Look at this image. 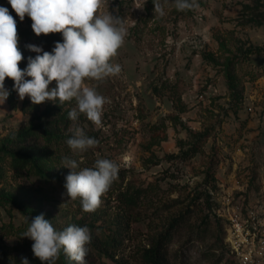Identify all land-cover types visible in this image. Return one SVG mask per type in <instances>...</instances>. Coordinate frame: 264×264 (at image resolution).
<instances>
[{
  "label": "rangeland",
  "instance_id": "1",
  "mask_svg": "<svg viewBox=\"0 0 264 264\" xmlns=\"http://www.w3.org/2000/svg\"><path fill=\"white\" fill-rule=\"evenodd\" d=\"M154 2L163 16L154 13ZM197 3L194 10L178 11L175 0H106L104 11L124 19L128 34L112 59L121 72L100 82L85 80L108 101L101 125L79 113L75 99L38 105L27 96L20 100L13 80L5 79L9 95L0 104V150L9 138L31 130L24 149L45 151L41 125L65 137L48 147L52 157L40 168L43 174L16 173L9 157L0 160V264L17 255L27 221L41 214L58 231L123 221V246L115 256L123 264H143V251L177 218L166 264H229L226 255L218 262L224 225L218 231L210 217L203 224L208 209L200 211V204L206 192L216 205L224 192L264 194V0ZM0 6L12 9L8 0ZM28 44L19 40L21 69L37 55ZM177 97L185 105L182 113ZM73 108L79 113L75 121L68 117ZM75 127L98 145L73 152L66 141ZM180 140L184 149L195 143L200 151L187 160L168 158L179 154ZM65 158L77 161L76 172L97 159L112 160L123 176L115 187L133 182L151 191L132 211L106 193L94 212H85L79 198L66 195L71 169L63 167ZM93 264L113 263L96 256Z\"/></svg>",
  "mask_w": 264,
  "mask_h": 264
},
{
  "label": "clouds",
  "instance_id": "2",
  "mask_svg": "<svg viewBox=\"0 0 264 264\" xmlns=\"http://www.w3.org/2000/svg\"><path fill=\"white\" fill-rule=\"evenodd\" d=\"M20 21L25 16L32 21L34 34H62V42L53 49L44 51L41 46L28 44L29 51L37 53L29 57L27 67L19 64L24 57L19 49L17 21L7 7L0 6V104L9 95L5 79L14 82V90L20 100L26 96L32 104L59 101V104L75 99L79 113L95 125H101L107 99L96 87L86 86L85 80L103 81L121 72L119 64L112 63L128 34L126 21L110 11H104L106 0H8ZM154 13L164 15L158 2H154ZM178 11L194 10L197 0H175ZM26 77L30 79H26ZM55 82V87L49 86ZM77 108L68 113L75 121ZM72 135L66 143L73 152H84L98 145L83 129H70ZM65 168L71 169L64 185L66 195L72 200L79 198L83 211L94 212L101 204L111 184L118 178L119 166L109 159H97L91 168L74 171L77 161L65 158ZM22 237L30 238L32 251L42 264H55L61 249L76 264H86L90 230L84 226L69 225L62 231L37 215L30 222ZM22 264H29L24 258Z\"/></svg>",
  "mask_w": 264,
  "mask_h": 264
},
{
  "label": "trees",
  "instance_id": "3",
  "mask_svg": "<svg viewBox=\"0 0 264 264\" xmlns=\"http://www.w3.org/2000/svg\"><path fill=\"white\" fill-rule=\"evenodd\" d=\"M9 13L17 21L18 35L21 41L30 42L37 46H41L44 51L49 52L53 49L56 42H62V34L59 33L49 34L47 36L41 35L37 37L32 31V21L29 17L25 16L24 20L20 21L19 17L16 15L14 10H9ZM256 50L259 51L260 49L257 48ZM26 79L30 78L26 77ZM175 104L179 113L184 112L185 105L181 103L179 97H177V99L175 100ZM37 129L40 130V136H42L45 143L47 144L45 151H41L40 153L36 154L27 152L26 149H24L26 138L30 135L31 130L9 138L6 141L7 146L0 150V160L3 159V155L9 157L10 169L14 170L16 173L25 172L26 174H28L32 172L43 174L40 168L46 166L50 158L52 157V152L50 153L48 151V147L50 148L51 145L53 147V144H58V141L62 140L65 137L60 132H51L45 125H41V127ZM178 144L179 154L167 156L168 158H177V156H179L182 157L183 160H187L195 156L200 151V146L195 145V143H188L185 149V142L180 140ZM118 178L120 181L123 180V176L120 174H118ZM114 185L115 181L111 184V187L107 193L116 194V199L119 205L121 206V208L126 209L127 211H132L138 208L141 205L142 201L144 199H147V196L151 191V188L149 186H137L133 182L126 183L124 188L120 186L115 187ZM199 196L200 194L194 199V201L197 200ZM203 202V204H200V211L203 208H206L208 209V213L203 216L204 220H202V223L207 224L209 223V217L213 218L215 227L218 228V231H222L223 227L221 225V220L217 218L212 212L213 209L216 207V204L210 201V196L207 192L205 194ZM30 222L31 221H27L28 225L25 226V230H27V228L29 227ZM122 222L123 221H114L108 226L104 225L98 227L92 224L81 225V227L86 226L90 230L91 235V241L88 245H86V247L88 248L86 264H93L96 256L99 258H108L113 264H123L122 262L115 259V256L117 255L116 253L119 252L121 250L120 248L123 246L122 230L124 229V226ZM170 223V230H166L163 233H160L156 237V239L152 241L150 245L151 247L143 251V264H166L168 262L166 259V247L171 240L172 231L176 229L179 221H177V218H174L171 220ZM219 240L222 250L219 255L218 262L223 261V257H225L226 255L228 256V259H226V261H228L229 264H233L232 258L228 253V249L224 244V230L222 233V238L220 237ZM33 243L34 242L31 239H27L26 237L17 255L12 258H6L5 264H22V260L24 258L28 260L29 264H42V262L34 256V253L32 251ZM1 246L2 244H0V247ZM55 264H67L66 254L63 252L62 249L60 251L58 259L55 261Z\"/></svg>",
  "mask_w": 264,
  "mask_h": 264
},
{
  "label": "built area",
  "instance_id": "4",
  "mask_svg": "<svg viewBox=\"0 0 264 264\" xmlns=\"http://www.w3.org/2000/svg\"><path fill=\"white\" fill-rule=\"evenodd\" d=\"M212 212L224 225L233 264H264V194L244 198L224 192Z\"/></svg>",
  "mask_w": 264,
  "mask_h": 264
}]
</instances>
